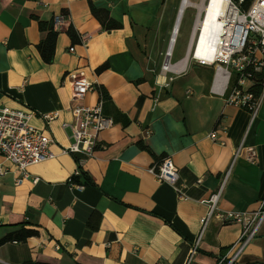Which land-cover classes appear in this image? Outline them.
<instances>
[{
    "label": "crops",
    "instance_id": "0c3cea01",
    "mask_svg": "<svg viewBox=\"0 0 264 264\" xmlns=\"http://www.w3.org/2000/svg\"><path fill=\"white\" fill-rule=\"evenodd\" d=\"M92 8L119 27L106 31ZM53 20L55 54L46 65L39 22ZM175 21L169 0H0V108L32 112L31 126L54 140V158L30 167L19 186L20 174L4 163L0 239L19 228L38 235L1 246L0 264H227L242 227L217 215L264 211V98L253 118L211 91V68L190 64L180 76L163 75ZM73 73L94 85L81 103L72 102ZM101 95L112 126L81 166L80 156L63 152L73 144L70 110L93 107ZM49 114L57 117L47 124ZM166 157L186 199L149 173ZM77 170L91 186L69 185ZM220 189L202 230L206 203ZM233 264H264V220Z\"/></svg>",
    "mask_w": 264,
    "mask_h": 264
},
{
    "label": "built area",
    "instance_id": "2783aa9c",
    "mask_svg": "<svg viewBox=\"0 0 264 264\" xmlns=\"http://www.w3.org/2000/svg\"><path fill=\"white\" fill-rule=\"evenodd\" d=\"M187 1L186 9L192 7L196 10L188 51L183 60L173 64L172 53L168 58L170 43L161 73L180 76L185 73L190 63L211 68L213 70L211 91L222 90L228 106L245 110L253 118L256 117L264 98V0H222L215 6H211L212 0H200L195 6ZM249 1L250 3L246 5ZM200 5L203 7L207 5V11L205 12L204 9L200 11ZM208 13H210L209 26L212 34L199 48L203 32L200 23L206 21ZM58 25L59 21L56 20L54 29ZM184 61L186 63L183 67ZM69 78L72 102H83L86 95L94 89V85L83 74L73 73ZM173 80L174 78L168 79L164 86L167 87ZM104 102L105 99L101 95L98 103L93 107L78 105L70 110L74 121L68 127L71 130L73 144L63 152L80 156L81 166L93 157L99 134L112 126V122L103 114ZM32 117L33 113L28 110L14 111L0 108V156L3 160L0 162V178L8 174L9 171L4 163H9L20 174V178L15 182L17 186L29 177L30 167L54 158L50 152L54 140L31 126ZM56 117L57 114L43 115L42 120L48 124ZM210 139L218 142L216 131L210 134ZM246 158L250 164H256L254 150H247ZM149 173L158 182L171 186L179 199H186V187L179 184V172L170 158H163L154 164ZM79 174L80 171L77 170L74 175ZM69 185L82 188L70 181ZM220 192L221 189L206 203L208 213L201 220L202 230L214 215ZM217 219L242 227L240 238L229 252L231 256L227 264H233L257 236L264 220V211L253 214L227 212L218 214Z\"/></svg>",
    "mask_w": 264,
    "mask_h": 264
},
{
    "label": "trees",
    "instance_id": "16d2710c",
    "mask_svg": "<svg viewBox=\"0 0 264 264\" xmlns=\"http://www.w3.org/2000/svg\"><path fill=\"white\" fill-rule=\"evenodd\" d=\"M249 3L250 1L246 5H248ZM91 11L93 13V16L102 23L106 31H113L119 27L109 19L107 13L97 11L95 8H92ZM39 30L41 33L45 34V38L38 45L37 50L39 52V55L43 63L49 65L53 62L54 59L55 44L57 40V33L54 29V20L48 23L39 22ZM67 35L69 36L73 44L79 42L78 37L72 27L68 28ZM105 68H106L105 66L101 67L100 71H103ZM69 181L74 185H78L82 187H87L92 185V181L90 180V178L83 173H80L77 176L76 175L72 176ZM37 235L38 234L35 231L19 228L10 235H7L4 238L0 239V247L9 243H17V244L24 243L27 239L36 237ZM27 264H42V263L30 262Z\"/></svg>",
    "mask_w": 264,
    "mask_h": 264
},
{
    "label": "rangeland",
    "instance_id": "374dc122",
    "mask_svg": "<svg viewBox=\"0 0 264 264\" xmlns=\"http://www.w3.org/2000/svg\"><path fill=\"white\" fill-rule=\"evenodd\" d=\"M169 1L175 7V20H176L177 13L180 8L181 0H169ZM189 2L195 6L200 3V0H189ZM195 17H196V10L192 7L187 8L183 12L172 52V57H171L172 63L178 62L183 58H185L193 32Z\"/></svg>",
    "mask_w": 264,
    "mask_h": 264
},
{
    "label": "bare ground",
    "instance_id": "6f19581e",
    "mask_svg": "<svg viewBox=\"0 0 264 264\" xmlns=\"http://www.w3.org/2000/svg\"><path fill=\"white\" fill-rule=\"evenodd\" d=\"M222 2V0H212V5L211 6H215V5H218ZM188 5V1L187 0H183V2L181 3V7H180V11H179V17H178V21H177V24L174 28V35L172 37V41H171V45H170V50L168 51V58L170 57L171 53H172V49H173V45L175 44V40H176V37H177V33H178V28H179V23H180V20H181V17H182V14L183 12L185 11L186 7ZM200 11L202 9L205 10V12L207 11V5L205 7H203V5H200ZM211 19H210V13H208V17L206 19V21L203 23V21H201L200 23V28L202 29L203 28V32H202V37H201V40H200V43H199V48H201L203 45H204V40L208 37L211 36L212 34V31H211V28L209 26V23H210ZM199 56V54L197 55V57ZM185 61L182 63V65H185Z\"/></svg>",
    "mask_w": 264,
    "mask_h": 264
},
{
    "label": "water",
    "instance_id": "95a60500",
    "mask_svg": "<svg viewBox=\"0 0 264 264\" xmlns=\"http://www.w3.org/2000/svg\"><path fill=\"white\" fill-rule=\"evenodd\" d=\"M180 7H181V5H180ZM179 11H180V8H179ZM179 11H178V13H177V17H176V21H175L174 28H175V26H176V24H177V21H178ZM173 35H174V29H173V32H172V37H173ZM171 41H172V40H170V43H171Z\"/></svg>",
    "mask_w": 264,
    "mask_h": 264
}]
</instances>
